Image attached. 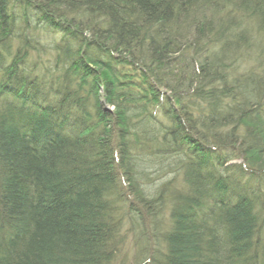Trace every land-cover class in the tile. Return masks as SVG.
<instances>
[{
  "label": "trees",
  "instance_id": "trees-1",
  "mask_svg": "<svg viewBox=\"0 0 264 264\" xmlns=\"http://www.w3.org/2000/svg\"><path fill=\"white\" fill-rule=\"evenodd\" d=\"M0 264H264V0H0Z\"/></svg>",
  "mask_w": 264,
  "mask_h": 264
},
{
  "label": "rangeland",
  "instance_id": "rangeland-1",
  "mask_svg": "<svg viewBox=\"0 0 264 264\" xmlns=\"http://www.w3.org/2000/svg\"><path fill=\"white\" fill-rule=\"evenodd\" d=\"M232 163H238V161H232ZM129 258V260H130V263H132L133 262V256L131 255L130 257H128Z\"/></svg>",
  "mask_w": 264,
  "mask_h": 264
}]
</instances>
